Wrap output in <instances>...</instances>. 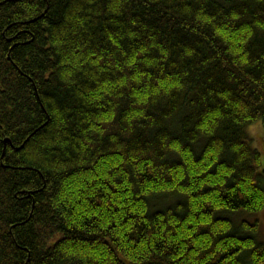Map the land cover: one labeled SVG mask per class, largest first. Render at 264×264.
Masks as SVG:
<instances>
[{"label": "trees", "instance_id": "16d2710c", "mask_svg": "<svg viewBox=\"0 0 264 264\" xmlns=\"http://www.w3.org/2000/svg\"><path fill=\"white\" fill-rule=\"evenodd\" d=\"M257 122L264 0H0V264H264Z\"/></svg>", "mask_w": 264, "mask_h": 264}, {"label": "rangeland", "instance_id": "374dc122", "mask_svg": "<svg viewBox=\"0 0 264 264\" xmlns=\"http://www.w3.org/2000/svg\"><path fill=\"white\" fill-rule=\"evenodd\" d=\"M248 134L250 137L253 139V146L256 150H258L261 154V169L259 170V175L261 176L263 180V186H264V129L263 125L261 122H257L251 126L248 127L247 129ZM239 216V215H236ZM235 217V216H234ZM238 220L242 219H252L253 220H258L259 226L261 229V234L260 237L264 241V210L260 212L259 214L255 216H246V215H240Z\"/></svg>", "mask_w": 264, "mask_h": 264}]
</instances>
